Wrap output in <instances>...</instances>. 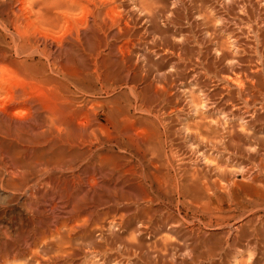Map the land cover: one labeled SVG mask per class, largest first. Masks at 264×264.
Segmentation results:
<instances>
[{"label":"rangeland","instance_id":"rangeland-1","mask_svg":"<svg viewBox=\"0 0 264 264\" xmlns=\"http://www.w3.org/2000/svg\"><path fill=\"white\" fill-rule=\"evenodd\" d=\"M144 1L145 0H140V1L139 0H133V1L132 0H0V246H2L3 243L7 242L10 237L15 235L16 232L15 229L18 226L30 224L32 220H34L33 222H35L41 219L46 222L44 225L45 227L43 226V229H41L40 232H38L39 235L38 237H36V241H34V243H36L39 240L40 242L39 241L38 242L41 246L37 244L38 242L36 243L37 244L36 246L37 247L39 246V248L44 247L47 244L46 242H48L46 241V239L50 241L52 239L50 236H53V234H55L56 232L57 225L55 224H57V222L59 224V221H63V219L66 220L65 218H67L63 205H61V203H59L58 200L52 199L51 197V195H53L52 193H54L55 191L54 188L57 187L56 184L62 186L63 182H66L67 180H68L67 182H71L72 179H74L75 177L78 178L80 177V181L83 184L81 190L84 188L83 192L87 194V204L85 205L86 212L81 214L80 218L78 219V223L76 225L74 224L75 226L78 227L79 225L84 227V228H82L81 226L79 227V229H81L80 234L82 235V238L80 239L81 243L80 242L78 243L81 244L80 246L81 249L79 247L77 250L78 252L77 251L74 252L75 255L73 259L74 264H89V263L97 264V261L96 263L94 261L96 260L94 255H88L84 253L86 249L88 250L90 247H97L95 251L100 250L101 252H104L106 250V253L110 255V260L112 261L111 264H114L115 262H120L123 264H126V262H129V264L131 263L132 264L133 263L134 264H142V263L143 264H180V263L202 264L203 263L201 260H196L195 262H193L190 258L188 259L187 255L181 253V251L185 248L183 247L184 241L180 238L183 235H185L186 236L185 238L187 240L189 239V237L186 235L187 233H189L188 229L180 230L179 232L180 234L179 236L177 234V237L171 233H170L171 235L169 233L166 234L163 233L158 235V236L163 235L165 238L167 237V239L170 240L166 247L167 250L162 245L161 247H159L160 250L158 249V246L160 245L157 243L155 244V242H157L158 236L148 239L146 235L144 234L142 235L141 233L142 224L147 219H150L153 227L155 226L158 227L161 225H166V226L173 225L172 224L173 221L171 218L174 217H175L174 219H178L179 217H185V221L187 220L186 223L197 222V220H199L201 217L206 218L203 213L202 214L197 213L196 215L182 211L183 215H181L182 213H180L179 215L176 214L178 213L176 211L173 210L167 211L166 207L163 206V204H161L160 200H156L154 198V195L156 197V194L152 188L155 189L154 187L156 185L155 183L158 182L157 167L160 163L159 161H161L160 159L161 148L160 145H158L159 134L157 136V133L161 131L162 124L160 123H163L164 120L170 121L168 128L171 129L172 132L175 129L177 130L178 128H180V123L182 124V122L184 124L185 123L189 124L187 123L189 121L192 124L194 121H196L197 115L192 114L193 110L191 109L192 107L190 102L192 101V97L190 98L187 97L190 96L191 91H193L191 92V96L192 93L194 95L196 94L195 99L193 98L194 101H196L198 96L199 98L197 100H201L204 97L203 95H208L210 99L209 101H211L212 103L213 102L217 103L219 102L220 99H223L226 95L234 91V87H232V85L238 86L240 83L243 82L241 81L243 80V78L240 75V73L243 70L246 71L247 73L249 71L255 70L257 72V75L260 77V79L264 81V71L262 70V73H260L258 70H260L261 68L254 67L256 66L257 63L256 62L257 54H254L253 52L255 51L256 48H258V46L255 47L256 42L254 40V35L248 32V30H247L248 33H245L247 29V25L245 26V24L247 23L246 22L247 18H249V20L250 19L253 20L257 17H263V12L259 11L255 7H253L254 9L252 8L250 12V7L247 6L245 9L246 10L248 9L249 11H246L244 9L247 13L245 11L243 12H245L246 14L249 13V15L252 14L253 15V16L251 15L252 18H250L251 16L247 17L249 15L243 14L242 12L243 7L239 8L236 6L233 8L234 9L233 12H227L225 8L220 9L223 4L222 0H218V1L198 0L200 2H198L197 7L198 6L199 7L192 10L188 8V4H189L188 0H183V4L182 1L180 2V0H146L145 2ZM131 2H135V4ZM143 2L146 4L144 5ZM202 2L203 4H201ZM141 3H143L142 5L144 7V11H142V13H140L141 11L134 9L135 5H136L135 8H139V5H141ZM220 3L221 6L219 5ZM200 4L203 7L200 6ZM246 5L250 6V4L248 3H246ZM149 6L150 8L152 7L151 9L154 12L149 8ZM130 9H131L130 11L131 16L134 17L135 31L133 30L134 33L130 35L131 39L130 38L127 39L121 36L120 34L118 35V32L116 31L115 27H113V23H112L113 21L111 22L110 20L109 22L108 19L109 18L111 19V17H113L115 13H118L115 15L117 17L118 15H123L121 14L123 13V11L129 12ZM255 10L256 12H254ZM146 11L147 13H145ZM252 12L255 14H253ZM96 13L102 14L100 16L102 21L107 20L106 21L107 23L104 22L101 23L100 21V23L103 24L102 27L99 21H94L92 18L93 15H95ZM199 13L200 16L202 15L204 16L208 14L210 15L206 16L207 18L205 16L198 17L199 15L197 14ZM146 15L156 16L154 17L155 18L154 23L153 22L147 23ZM194 15L196 17H194ZM61 16L62 18L64 17L65 18L62 19ZM217 16L220 17L219 19H221L222 21L219 20ZM211 17H213V19ZM59 18H61L63 21L61 19L60 21H56V19L58 20ZM66 18H68V20H66ZM103 18H106V20L105 19L103 20ZM203 18H206L208 21L203 20ZM210 18L213 21L215 20L216 22L214 21L211 24L212 20ZM216 19H218V21ZM143 21L146 22V24ZM217 22L218 24H216L217 25L216 26L215 23ZM225 22H227V24ZM109 23L112 25H110ZM54 24L59 25L60 27L55 30V28L53 27ZM106 24L108 25V27L110 26L112 27H110L109 29L107 28V26H105ZM206 25H208L209 27ZM221 25L222 27H220ZM213 26L214 28H212ZM100 27L101 29L103 28V30H100L99 29ZM141 27H143L144 29ZM207 29L210 30L208 31ZM213 29L216 30L214 31ZM75 30L78 31L79 33L78 32L75 33L74 32ZM237 31L238 32L241 31L239 32L240 34H238ZM229 32L230 34L233 32L232 35H230ZM237 35L240 36L238 37ZM178 36L180 38H178ZM234 36H236V38L240 40L238 39L236 40ZM182 37H184L185 40ZM138 38H140L139 40L141 42L139 40H138L139 42H137ZM215 40L217 43L214 42ZM238 42L239 44H236ZM179 44H184V45H179ZM221 45H224V47H221ZM238 45L240 46L238 47ZM235 49H238L239 51L237 52V50ZM240 49L246 51L243 53ZM32 50L33 51L35 50V52H33ZM216 50L229 52L228 53L229 56L227 55V57L224 58V60L218 59V53L216 52ZM235 52H237V54L239 55H236ZM229 58L231 59L230 60L231 62L234 61L235 62L232 64L229 61ZM182 60H184L185 62ZM228 61L230 64H228ZM239 64H241L242 66H240ZM191 65L192 67H190ZM201 67L202 69H200ZM168 68L172 70L170 71L168 70ZM190 68L191 69L197 68V69L195 71L194 69L190 70ZM205 69L206 71H204ZM173 70L174 72L175 71L176 72L175 73L172 72ZM193 74H196L194 75L195 77L193 76ZM238 74L240 76H238ZM177 77L180 79H178ZM141 78H144L147 81L145 83H142V81H140ZM149 79L151 80V82ZM191 79H193V81ZM226 81H228L230 84H226ZM184 83L186 85H184ZM155 84L158 87L155 86ZM195 84L196 86L194 87ZM178 85H180L179 86L180 88L185 86L183 87L185 89L187 86V89L185 91L189 90L190 92L187 91L189 92V95L184 91L183 88L180 89ZM129 86L131 87L134 86L136 93L140 92L141 100L144 101L142 103H145L143 104L144 109L147 110L146 112L148 113H146L143 109H142L143 111L141 110L143 113L142 112L139 113L137 112L139 109L134 108L133 97L130 96L131 93H129L130 92ZM230 87H232L231 88L232 90L229 89ZM159 88L160 90L165 88L164 89L165 91L162 90L163 93H161L162 91L159 92L160 91ZM136 89L139 91H137ZM174 89H176V91ZM196 89L201 95H198L199 93L195 91ZM166 90L168 92L171 91V95ZM181 91H184V93L186 94H184ZM213 91L215 92V94ZM263 92H261L262 95L260 96H259L260 92L259 91L256 92V95L259 97V102L264 100ZM124 94H126V96ZM179 94H181V96ZM164 95L166 97L171 98L170 100L171 104L165 107V111H163L162 108L160 111V104H161L160 101L162 100V98H165ZM236 96L237 94L233 95L235 99V104L242 105V101H243L242 97L239 96L236 97ZM132 107L133 109H131ZM170 107H172L173 109H171ZM149 109L150 111H148ZM173 110L176 111L174 112ZM172 111L174 112V114ZM262 111L263 110L259 111L258 114L259 116L264 117V111L263 113ZM158 112L161 113V116ZM164 112L166 113L163 114ZM144 113H146L147 115ZM152 114L154 115V118L153 116L151 117ZM235 114L239 115L237 113ZM165 117H167V119ZM159 120L161 121L163 120V121L159 122ZM262 124H264L263 121L255 124L256 126L254 127V129L256 132H258V134H256L257 139H264V135H263L264 133H262L264 132L263 130L264 126L262 127ZM157 129L159 130L157 131ZM260 129H262L263 131H260ZM151 130L157 133L154 134V132H151ZM80 133L90 134V143L91 140H94L95 138H97L100 141V143L97 144L92 142L90 145L89 143H84L85 144L84 146V144L80 143L79 141ZM147 133L148 134L150 133V135H148ZM91 134H93L95 137L93 135L91 137ZM98 135L101 138L98 137ZM152 138L154 139L153 141ZM110 139L111 141H109ZM148 139L150 142H148ZM29 140H32L33 143H27V141ZM183 142H184L183 139H178L175 143L178 144L182 152H186L188 150V145H186L187 143L185 142L183 144ZM254 142L256 143L257 141H255V139L254 140L252 139V144ZM147 144L148 147L146 146ZM151 146L152 148H150ZM94 147H96V149ZM153 147H155L154 148L155 150H152ZM86 152L89 153L87 154ZM156 153L158 154L157 157H156L157 155ZM85 154L88 158L85 156ZM144 154L150 155L148 156L150 157L149 161L152 160L151 163L149 162L148 164V159H147L148 156ZM140 157H142L143 159L145 157L146 158L143 160ZM155 157L157 160L155 159ZM154 161L158 163H155ZM223 161L224 160L222 159L221 162ZM239 161L240 162L238 163H240V166L242 168L245 167L244 169L250 168L252 166V162L248 161L247 159H241ZM26 162H28L29 164L27 165ZM91 163L93 165H95L96 163L95 167L93 166L92 168ZM150 164H152L151 167L148 166ZM246 164L247 166H245ZM29 165H32V167ZM69 165L72 166L74 170L68 169V167H70ZM86 165L90 167L89 169L92 168L91 170L93 171L89 170ZM26 166L28 167L26 168ZM80 166H82V168ZM152 166L156 167L154 171L152 170V168H154ZM82 169L83 172L85 173H81ZM75 170L77 172H75ZM141 175H143L144 178ZM35 176L36 177L38 176V178H36ZM153 176L154 177L156 176V178H154ZM233 176H232L233 179L236 181L240 179L239 175H233ZM86 178L88 179V181ZM90 178L96 179L97 182H95L96 180L94 181V179L91 180ZM152 180L155 181L152 182ZM30 181L31 183H29ZM83 181L85 183H83ZM91 182H93V185L90 186ZM87 183H88V187L85 186L87 185ZM52 186L53 187L56 186V187L53 188ZM238 192L239 191H237V193ZM148 193L152 195L150 196ZM147 196H148V200L149 197H151L150 198L152 199L151 202H154L155 204L148 201L146 199ZM238 196H239L238 194L237 195L234 194V197H238ZM49 199H51L52 201H50ZM55 201H57L58 204ZM55 203L57 205H55ZM89 203L90 204L93 203V204H91L90 206ZM59 205L61 206L59 207ZM30 206L32 207L30 208ZM33 206L35 208H33ZM87 206L89 207V209ZM29 208H30V212L28 211ZM36 208L37 210L35 211ZM54 208H56V210H54ZM52 209L54 210L55 214H53ZM88 212H91L93 216L91 215L92 217L89 218ZM47 213L48 214L50 213L49 214L50 216ZM93 213H95V215ZM166 213L167 214L169 213L168 216H166L167 215ZM184 214L189 216L187 217ZM32 215L34 217H32ZM82 215L83 217H81ZM63 216L65 217L63 218ZM84 216L86 217V221H84L85 220ZM103 216L104 219L102 218ZM189 217L192 218L190 219ZM51 219L53 220V222L49 221ZM164 219H166V221ZM69 221L70 220L66 221L67 222L66 224H68L67 229L69 230L71 226L74 229L75 226L72 225L73 223L71 222L72 223L71 224ZM204 221L206 222L207 219H204L201 223L205 224ZM108 222L115 223V226L112 227V230L111 229L109 230V234H107L108 233L107 224H109ZM48 223L52 228L49 227ZM94 223L96 226L94 225ZM201 223L198 228L200 239L211 241L214 239V238L212 239V237H217V236L223 237L224 235L232 231L234 228L233 226H235L236 219L235 221L230 220L229 222H225L222 225H215L214 223H211L212 225L214 224L213 226L211 225V227L208 226V221H207L205 225V227L207 226V228H205L204 225H202ZM136 225H138L139 227L138 226L136 227ZM90 226L92 227L90 228ZM218 227L220 229H218ZM98 228L99 230H97ZM76 230L74 229V232ZM129 230L133 233V235ZM41 231H44L45 236L47 234V238L42 234L43 232ZM46 231L53 233L51 235L50 233L49 234L46 233ZM183 231L184 234H182ZM201 231L202 234H200ZM220 231L222 233L224 232L223 236ZM261 231L262 232L264 231V226L262 227ZM261 231L258 234L259 236H257L258 241L257 239L256 240L253 239V241L258 243V246L256 248L259 250L262 249L263 251L264 243L262 241H264V238H263V233ZM129 233L131 234L129 235L130 237L128 236ZM101 235L103 237H101ZM168 235H170L171 237ZM53 237H55V235ZM131 237L133 240L131 239ZM96 238H98V240ZM128 239L132 241H129ZM151 239L152 241H150ZM133 241H137L138 243ZM151 242L154 243V247H153V243ZM188 242L189 240L186 241L185 243ZM144 243H147L148 246L151 243L152 246L151 244L150 246L152 247L153 250L150 247L148 248L147 244L145 245ZM31 246L30 248L26 245H21L19 247L20 252L24 254L27 253L25 255L26 258L33 257V259L35 260H37L38 258L42 260L51 256L54 252L53 249L44 247L46 250L44 253H42L41 256V252L39 251V248L37 249V247H31ZM168 246L170 249L168 248ZM33 249L36 250L34 251ZM149 249H151L152 251ZM161 250L164 252L161 253ZM165 251L167 252L165 253ZM30 252H31V256L29 257L28 255H30ZM229 253L225 255L224 252L220 250L217 252L216 256H213L209 260H206L205 261L206 263L204 262V264H220V263L232 264V262L233 264H236L234 262V259H232L233 258V256L231 255L232 252ZM37 254L41 257L39 256L37 257ZM152 255H154L155 257ZM91 256L93 259L90 258ZM170 256L171 257L173 256L172 258L175 259L172 258L170 259ZM87 258L91 259V261ZM230 258L232 261L230 260ZM235 259H239V258H235ZM22 260L23 259H19V260L11 259V262H8L7 264H21V263L24 264V260L23 261ZM87 260L89 261V263ZM75 261H77V263ZM249 262L251 264H264V260H262V257L260 258V256L255 258L253 257L250 261H247L248 264H250ZM239 263L241 262H238V264ZM0 264H2L1 258H0Z\"/></svg>","mask_w":264,"mask_h":264},{"label":"bare ground","instance_id":"bare-ground-1","mask_svg":"<svg viewBox=\"0 0 264 264\" xmlns=\"http://www.w3.org/2000/svg\"><path fill=\"white\" fill-rule=\"evenodd\" d=\"M133 1V0H132ZM140 1V0H139ZM146 1V0H145ZM144 1V2H145ZM182 1V4H183V0H180V2ZM218 1V0H217ZM223 1V4H222V7L220 9H224L227 10V12H233L234 11V7H243V11H245L246 9V6L247 7H250V12H251V9L253 7L257 8L259 11H262L263 12V17H257L255 18V15H254V18L255 19H250L247 18V17H250L251 15L246 14L247 12L246 11H249L248 9L243 12V14H246V15H249L247 16V20H246V24L245 26L247 25V29H246V32L245 33H248L250 32L252 35H254V40L256 42V46H258V48L255 49V51L253 52L254 54H257L256 57H257V63H256V66H254L255 68L258 67V68H261L260 70H258L260 73H262V70L264 71V38H263V35H264V0H222ZM64 2V1H62ZM74 2V1H73ZM137 2V1H136ZM143 2V3H144ZM189 4H188V8H190V10L192 9H196L198 8L197 5H198V0H188ZM212 2V1H211ZM120 3V2H119ZM131 3H134L135 2H131ZM143 3H141V5H139V8H135L134 6V9L135 10H138V11H141L140 13H142V11H144V7H143ZM150 3V2H149ZM246 3L250 4V6L246 5ZM64 4V3H63ZM76 4V3H75ZM74 4V5H75ZM115 4V3H114ZM138 4V3H136ZM140 4V3H139ZM146 3H144L145 5ZM172 4V2H171ZM203 4V2L201 3ZM200 4V6H202ZM216 4V3H215ZM34 5V4H33ZM112 5V4H111ZM133 5V4H131ZM149 5V4H148ZM213 5V4H212ZM221 6V3L219 4ZM115 6V5H114ZM117 6V4H116ZM115 6V7H116ZM130 6V5H129ZM151 6V5H150ZM149 6V8H150ZM153 6V5H152ZM176 6V5H175ZM183 6V5H182ZM115 7H114V10H115ZM161 7V6H160ZM167 7V6H165ZM203 7V6H202ZM206 7V6H205ZM111 8V6H110ZM152 8V7H151ZM150 8V9H151ZM156 8V7H155ZM219 8V7H218ZM118 9V8H116ZM121 9V8H120ZM166 9V8H164ZM186 9V7H185ZM242 9V8H241ZM245 9V10H244ZM254 9V8H253ZM111 10V9H109ZM113 10V11H114ZM148 10V9H147ZM152 10V9H151ZM157 10V9H156ZM205 10V9H203ZM217 10V9H216ZM240 10V9H239ZM108 11V10H107ZM106 11V12H107ZM121 11V10H120ZM131 11V9L129 10V12ZM134 11V10H133ZM153 11V10H152ZM212 11V10H211ZM210 11V12H211ZM215 11V10H214ZM213 11V12H214ZM222 11V10H221ZM253 11V10H252ZM81 12V11H80ZM123 11V15H118L117 17L115 16L116 14L118 13H115V15L113 17H111V19L109 18L108 16V20L110 22L113 23V27H115L116 31L118 32V35L120 34L121 36L125 37V38H130V35L134 33L135 31V23H134V17L131 16V12L129 13L128 11ZM154 12V11H153ZM167 12V10H166ZM179 12H180V9H179ZM178 12V13H179ZM204 12V11H203ZM209 12V11H208ZM219 12V11H218ZM241 12V13H242ZM256 12V10L254 11ZM111 13V11H110ZM120 13V12H119ZM133 13V12H132ZM138 13V12H136ZM147 13V11L145 12ZM152 13V12H151ZM150 13V14H151ZM170 13V12H169ZM191 13V11H190ZM201 13V12H200ZM200 13L197 14L199 15L198 17H202L200 16ZM240 13V14H241ZM253 13V12H252ZM261 13V12H260ZM94 14V13H93ZM100 13H96L95 15H93V20L94 21H101V23H107L106 21V18H103V20L105 19L106 21H102V19L100 18V16L102 14ZM154 14V13H153ZM184 14V13H183ZM194 14V13H193ZM214 14H217V13H214ZM255 14V13H253ZM65 15V14H64ZM106 15V14H105ZM104 15V16H105ZM160 15V14H159ZM210 15V14H208ZM208 15H204L205 17L208 16ZM212 15V14H211ZM226 15V14H225ZM260 15V14H259ZM63 16V15H62ZM61 16V18H62ZM112 16V15H111ZM138 16V15H137ZM147 16V15H146ZM168 16V15H167ZM170 16V15H169ZM203 16V17H204ZM219 16V15H218ZM217 16V17H218ZM223 16V15H222ZM245 16V15H244ZM253 16V15H252ZM252 16L250 18H252ZM258 16V15H257ZM107 17V16H106ZM144 17V16H143ZM154 17L156 16H153V15H148L147 16V23H154ZM184 17V16H183ZM194 17H196L194 15ZM221 17V15H220ZM218 17V19L220 18ZM241 17V16H240ZM59 18L58 20L56 19V21H60ZM65 18V17H64ZM62 18V19H64ZM113 18V19H112ZM159 18V17H158ZM207 18V17H206ZM206 18H203V20H207ZM213 19V17H211ZM210 18V19H211ZM61 19V20H62ZM72 19V18H70ZM167 19V18H166ZM192 19V18H191ZM202 19V18H201ZM211 19V20H212ZM218 19H216L218 21ZM66 20H68V18H66ZM74 20V19H73ZM146 20V19H145ZM168 20V19H167ZM221 20V19H219ZM243 20V19H242ZM63 21V20H62ZM160 21V20H159ZM181 21V20H180ZM208 21V20H207ZM210 21V20H209ZM215 21V20H214ZM213 20L211 21V24L212 22H214ZM222 21V20H221ZM241 21V20H240ZM66 22V21H64ZM144 22V21H143ZM186 22V21H185ZM184 22V23H185ZM192 22V21H191ZM198 22V21H197ZM204 22V21H203ZM216 22V21H215ZM244 22V21H243ZM62 23V22H61ZM98 23V22H96ZM95 23V24H96ZM100 23V24H101ZM146 24V22H144ZM201 23V22H200ZM210 23V22H209ZM227 24V22H225ZM235 23V22H234ZM239 23V22H238ZM242 23V22H241ZM99 24V25H100ZM110 24V23H109ZM204 24V23H203ZM208 24V23H207ZM214 24V23H213ZM218 24L215 23V25ZM224 24V23H223ZM233 24V23H232ZM103 24H101V27H102ZM112 25V24H110ZM109 25V26H110ZM209 25V24H208ZM206 25V26H208ZM220 25V24H219ZM105 26H107V28L110 29V27H108V25L106 24ZM167 26V25H166ZM185 26V25H184ZM205 26V25H204ZM210 26V25H209ZM208 26V27H209ZM212 26V25H211ZM217 26V25H216ZM215 26V27H216ZM53 27L56 29H58L60 26L59 25H53ZM65 27V26H64ZM101 27L99 28L100 30H103V28L101 29ZM138 27V26H137ZM175 27V26H174ZM182 27V26H181ZM197 27V26H196ZM222 27V25L220 26ZM226 27V26H225ZM235 27V26H234ZM239 27V26H238ZM105 28V29H107ZM143 28V27H141ZM173 28V27H172ZM207 28V27H206ZM214 28V26L212 27ZM104 29V30H105ZM114 29V28H113ZM144 29V28H143ZM200 29V28H199ZM224 29V27H223ZM72 30V29H71ZM77 30V28H76ZM74 31L75 33H77L79 31ZM86 30V29H85ZM134 30V31H133ZM202 30V28H201ZM208 31L210 29H207ZM214 30V29H213ZM216 30V29H215ZM214 30V31H215ZM226 30V28H225ZM248 30V32H247ZM115 31V32H116ZM144 31V30H143ZM160 31V30H159ZM167 31V30H166ZM171 31V30H170ZM190 31V30H189ZM212 31V30H211ZM210 31V32H211ZM219 31V30H218ZM224 31V30H223ZM242 31V30H241ZM239 31V32H241ZM87 32V31H86ZM94 32V31H93ZM105 32V31H104ZM107 32V30H106ZM142 32V30H141ZM140 32V33H141ZM146 32V31H145ZM152 32V31H151ZM175 32V31H174ZM213 32V31H212ZM211 32V33H212ZM231 32V31H230ZM229 32V34H230ZM235 32V31H233ZM232 32V33H233ZM238 32V31H237ZM238 32V34H240ZM6 33V32H5ZM79 33V32H78ZM172 33V32H171ZM178 33V32H177ZM176 33V35H177ZM201 33V32H200ZM203 33V32H202ZM214 33V32H213ZM232 33L230 35H232ZM139 34V33H138ZM193 34V33H192ZM218 34V32H217ZM226 34V33H224ZM143 35V34H142ZM188 35V34H187ZM186 35V36H187ZM201 35V34H200ZM207 35V33H206ZM210 35V34H209ZM213 35V34H212ZM215 35H216V32H215ZM180 36V35H179ZM178 36V38H180ZM182 36V35H181ZM226 36V35H225ZM238 36V35H237ZM240 36V35H239ZM238 36V37H239ZM242 36H243V33H242ZM251 36V35H250ZM177 37V36H176ZM185 37V36H184ZM182 37L184 40L185 38ZM220 37V36H219ZM236 38V36H234ZM193 38V37H192ZM126 39V40H127ZM131 39V38H130ZM140 38L137 39V42H139ZM172 39V38H171ZM200 39V38H199ZM211 39V38H210ZM238 38H236L237 40ZM244 39V38H243ZM124 40V38H123ZM134 40V39H133ZM139 40V41H138ZM208 40V39H207ZM240 40V39H238ZM253 40V39H252ZM129 41V40H128ZM144 41V40H143ZM146 41V40H145ZM148 41V40H147ZM152 41V40H151ZM174 41V39H173ZM193 41V40H192ZM203 41V40H202ZM209 41V40H208ZM213 41V40H212ZM233 41V40H232ZM127 42V41H126ZM136 42V41H135ZM141 42V41H140ZM184 42V41H183ZM215 43L216 40L214 41ZM227 42V41H226ZM237 42V41H236ZM240 42V41H239ZM236 43V44H239ZM128 43V42H127ZM145 43V42H144ZM153 43V42H152ZM173 43V42H172ZM202 43V42H201ZM210 43V42H209ZM232 43V42H231ZM133 44V43H131ZM130 44V45H131ZM139 44V43H138ZM154 44V43H153ZM258 44V45H257ZM16 45V44H15ZM161 45V44H160ZM179 45H184V44H179ZM219 45V44H218ZM129 46V45H128ZM135 46V45H134ZM240 45H238L239 47ZM246 46V44H245ZM130 47V46H129ZM141 47V45H140ZM179 47V46H178ZM221 47H224V45H221ZM235 47V46H234ZM15 48V47H14ZM177 48V47H176ZM182 48V47H180ZM190 48V47H189ZM16 49V48H15ZM165 49V48H164ZM248 49V48H247ZM31 50V49H30ZM182 50V49H181ZM190 50V49H189ZM197 50V49H196ZM229 50V49H228ZM233 50V49H232ZM237 50V52L239 51L238 49H235ZM241 50V49H240ZM33 51V50H32ZM154 51V50H153ZM168 51V50H167ZM172 51V50H171ZM243 53L246 51V50H241ZM240 51V52H241ZM35 52V50L33 51ZM181 52V51H180ZM179 52V53H180ZM216 52L218 53V59H223L227 57V55L229 56V52H225V51H222V50H216ZM236 55H239L237 54ZM252 52V51H251ZM130 53V52H129ZM162 53V52H161ZM164 53V52H163ZM173 53V52H172ZM206 53V52H205ZM131 54V53H130ZM152 54V53H151ZM183 54V52H182ZM191 54V53H190ZM198 54V53H197ZM148 55V54H147ZM158 55V54H156ZM160 55V54H159ZM174 55V54H172ZM171 55V56H172ZM177 55V54H176ZM241 55V54H240ZM150 56V55H149ZM161 56V55H160ZM170 56V55H169ZM179 56V55H178ZM199 56V55H197ZM230 56H231V53H230ZM233 56V55H232ZM242 56V55H241ZM255 56V55H254ZM138 57V56H137ZM141 57V56H140ZM144 57V56H143ZM195 57V56H194ZM205 57V56H204ZM217 57V55H216ZM146 58V57H145ZM148 58V56H147ZM180 58V57H179ZM184 58V57H183ZM188 58V57H187ZM190 58V56H189ZM213 58V57H212ZM232 58V57H231ZM237 58V57H236ZM249 58V57H248ZM136 59V58H135ZM175 59V58H174ZM177 59V58H176ZM228 59V58H227ZM178 60V59H177ZM176 60V61H177ZM231 59L229 58V61ZM234 60V59H233ZM254 60V58H253ZM179 61V60H178ZM184 61V60H182ZM202 61V60H201ZM212 61V60H211ZM216 61V60H215ZM226 61V60H225ZM228 61V64H230ZM181 62V60H180ZM185 62V61H184ZM190 62V61H189ZM205 62V61H204ZM231 62V61H230ZM235 62V61H234ZM234 62H231L232 64ZM250 62V61H249ZM254 62V61H252ZM123 63V61H122ZM173 63H176V62H173ZM199 63V62H198ZM203 63V62H202ZM170 64V63H169ZM168 64V65H169ZM185 64V63H184ZM187 64V63H186ZM190 64V63H189ZM204 64V63H203ZM224 64V63H223ZM226 64V63H225ZM200 65V64H199ZM235 65V64H234ZM238 65V63H237ZM236 65V66H237ZM240 66H242L241 64H239ZM244 65V64H243ZM250 65V64H248ZM176 66V65H175ZM182 66V65H181ZM195 66V65H194ZM193 66V67H194ZM227 66V65H226ZM252 66V65H250ZM126 67V66H125ZM192 67V65L190 66ZM223 67V66H222ZM238 67V66H237ZM204 68V67H203ZM229 68V67H228ZM227 68V70H228ZM245 68V67H244ZM132 69V68H131ZM194 69V68H192ZM190 68V70H192ZM197 68H195L194 70L196 71ZM199 69V68H198ZM202 69V67L200 68ZM214 69V68H213ZM223 69V68H222ZM232 69V68H231ZM249 69V68H248ZM168 70H170L168 68ZM172 70V69H171ZM170 70V71H171ZM182 70V69H181ZM184 70V68H183ZM189 70V69H188ZM253 70V69H252ZM129 71V70H128ZM165 71V70H163ZM194 71V72H195ZM199 71V70H198ZM206 71V69L204 70ZM221 71V70H220ZM226 71V70H225ZM249 71V70H248ZM174 72V70L172 71ZM176 72V71H175ZM174 72V73H175ZM187 72V71H186ZM190 72V71H189ZM228 72V71H227ZM233 72V70H232ZM206 73V72H204ZM240 73V72H238ZM186 74V73H185ZM192 74V72H191ZM201 74V73H200ZM229 74V73H228ZM233 74V73H232ZM141 75V74H140ZM164 75V74H163ZM196 75V74H193V76ZM237 75V74H236ZM240 75L242 76L243 81L242 83H240L238 86H233L234 87V91L232 93H229L228 95H226L223 99H220L219 102L215 103V102H211L209 101V97L208 95H203V99L201 100H197L199 98L196 99V101H194L195 99V96L196 94L194 95L192 93V96H191V92L193 91H189L190 92V96H187V97H192V101L190 99V103H191V109L193 110V113L194 115H197L196 116V121H194L192 124L188 121L187 123L189 124H184L182 122V124L180 123V128H178L177 130L175 129L173 132L171 131V129L168 128V125L170 123V121L168 120H162L163 123H160L162 124V127H161V131L159 133L157 132H154L151 130V132H154L157 133V136L159 134V139H158V142L160 145V150H161V161H159V165H158V172H157V176H158V182L155 183L156 185L154 186V183H153V186L155 187L152 188L156 194V197L154 195V198L156 200H160L161 204H163V206L166 207L167 211L168 210H173V211H176L178 213L176 214H179L182 213V211H185L186 213H192V214H196L197 213H203L204 216L206 218L204 219H207L208 221V226L211 227V223H214L215 225H222L224 224L225 222H229L230 220H234L236 219V223H235V226H233V230L230 231L229 233H227L226 230L225 232L227 233L226 235L223 236V233L221 232L222 236L223 237H212L213 240H203V239H200V236H199V225L200 223L204 220L202 217L197 220V222H189V223H186L185 221V217H177L178 219H174V218H171L172 221H173V225H170V226H166V225H161V226H158V227H153V225L151 224L152 222L150 221V219H147L143 224H142V235H146V237L148 239L152 238V237H157L158 235L160 234H163V233H171L173 235H175L177 237V234L179 236V232L180 230L182 229H188L189 233H187L186 235L189 237V242L188 243H185L186 241H188L185 237V235H183L180 239H182L184 241L183 243V247L185 249H183L181 251V253H184L185 255H187L188 259L190 258L193 262H195L196 260H201L204 264V262L206 260H209L211 257L213 256H216L217 252L218 251H223L225 255H227V253L229 252H232L231 255L233 256L232 259H234V262L236 264H238V262H241L239 264H248L247 261H250L253 257H258L260 256V258L262 257V260H264V249L262 251V249H257L256 247L258 246V243L257 242H254L253 239H257L258 241V238L257 236H259L258 234L260 233L262 227L264 226V139H257V135L258 132L255 131L254 127L256 126L255 124L258 123V122H261L263 121L264 122V117L263 116H259L258 112L263 110L264 111V100H262L261 102H259V97L256 95V92L259 91V96L262 95L261 92L264 91V81L260 79V77L257 75V72L254 70V71H249L248 73L246 71H242L240 73ZM238 74V76H240ZM192 76V77H193ZM128 77V76H127ZM159 77V75H158ZM164 77V76H163ZM171 77V75H170ZM176 77V76H175ZM190 77V75H189ZM195 77V76H194ZM198 77V76H197ZM211 77V76H210ZM220 77V76H219ZM218 77V78H219ZM222 77V76H221ZM229 77V76H228ZM147 78V77H146ZM162 78V77H161ZM178 78V77H177ZM206 78V77H205ZM231 78V77H230ZM262 78V77H261ZM151 79V78H150ZM149 79V80H150ZM180 79V78H178ZM222 79V78H221ZM233 79V78H232ZM245 79V80H244ZM156 80V79H155ZM176 80V79H175ZM193 81V79H191ZM207 80V79H206ZM205 80V81H206ZM220 80V79H219ZM218 80V82H219ZM223 80V79H222ZM221 80V81H222ZM142 83H145L147 80H145L144 78H141ZM153 81V80H152ZM174 81V80H173ZM136 82V81H135ZM134 82V83H135ZM151 82V80H150ZM163 82V81H162ZM165 82V81H164ZM184 82V80H183ZM182 82V83H183ZM188 82V81H187ZM186 82V83H187ZM195 82V81H194ZM215 82V81H214ZM139 83V82H138ZM171 83V82H170ZM178 83V82H177ZM181 83V82H179ZM217 83V82H216ZM224 83V82H223ZM150 84V83H149ZM175 84V83H174ZM226 84H230L228 81H226ZM141 85V84H140ZM154 85V83H153ZM167 85V84H166ZM170 85V84H169ZM184 85H186L184 83ZM128 86V85H127ZM144 86V85H143ZM142 86V87H143ZM155 86H157L155 84ZM176 86V85H175ZM180 85H178L179 87ZM196 86V84L194 85V87ZM199 86V85H198ZM137 87V86H136ZM139 87V86H138ZM141 87V88H142ZM158 87V86H157ZM177 87V86H176ZM182 87V86H181ZM185 87V86H183ZM182 87V88H183ZM191 87V86H190ZM189 87V88H190ZM193 87V88H194ZM200 87V86H199ZM230 87L229 89L232 90ZM130 88V92L131 95L133 97V106L134 108H137L139 109L137 112L141 113L143 110L146 112L147 110L144 109V106L143 104L145 103H142L144 101L141 100V94L140 92L139 93H136L135 92V87L134 86H129ZM162 88V87H161ZM169 88V86H168ZM180 88V87H179ZM178 88V89H179ZM180 88V89H182ZM188 88V89H189ZM157 89V88H155ZM165 89V88H164ZM162 89V90H164ZM177 89V88H176ZM176 89H174L176 91ZM184 91L187 89V86H186V89L183 88ZM192 89V88H191ZM190 89V90H191ZM216 89V88H215ZM214 89V90H215ZM221 89V88H220ZM228 89V90H229ZM137 90V89H136ZM160 90V88H159ZM162 90H160L159 92H161ZM173 90V91H174ZM194 90V89H193ZM226 90V91H228ZM139 91V90H137ZM156 91V90H155ZM165 91V90H164ZM167 91V90H166ZM184 91H181L184 93ZM185 91L188 95H189V92ZM197 91V89L195 90ZM194 91V92H195ZM200 91V90H199ZM154 92V90H153ZM168 92V91H167ZM178 92V90H177ZM198 92V91H197ZM214 92V91H213ZM212 92V94H213ZM128 93V94H129ZM163 93V91L161 92ZM170 93L171 95V91L168 92ZM173 93V92H172ZM184 93V94H186ZM199 93V92H198ZM202 93V92H201ZM211 93V91H210ZM209 93V94H210ZM228 93V92H227ZM264 93V92H263ZM155 94V93H154ZM174 94V93H173ZM172 94V95H173ZM215 94V92H214ZM237 94V96L239 97H242V105H239V104H235V99L233 97V95ZM258 94V93H257ZM126 96V94H124ZM146 95V94H145ZM153 95V94H152ZM156 95V94H155ZM162 95V94H161ZM181 96V94H179ZM194 95V96H193ZM198 95H201L200 93ZM129 96V97H130ZM168 96V95H167ZM186 96V95H185ZM222 96V95H221ZM236 96V97H237ZM153 97V96H152ZM156 97V96H155ZM163 97V96H162ZM165 98H162V100L160 101L161 104H160V111H161V108L163 111H165V107H167L168 105H170V100L171 98L169 97H166L164 95ZM184 97V95H183ZM186 97V98H187ZM201 97V96H200ZM131 98V97H130ZM174 98V97H173ZM178 98V97H177ZM176 98V99H177ZM185 98V99H186ZM194 98V99H193ZM237 99V98H236ZM241 99V98H240ZM130 100V99H129ZM187 100V99H186ZM218 100V99H217ZM132 101V100H131ZM159 101V100H158ZM177 101V100H176ZM184 101V100H183ZM189 102V100H188ZM259 102V103H258ZM132 103V102H131ZM159 103V102H157ZM186 103V101H185ZM238 103V102H237ZM240 103V102H239ZM189 104V103H188ZM109 105V104H108ZM159 105V104H158ZM184 105V103H183ZM190 105V104H189ZM131 106V105H130ZM154 106V105H153ZM157 106V105H156ZM187 106V105H186ZM149 107V106H147ZM146 107V109H147ZM173 107V106H172ZM172 107H170L171 109H173ZM182 107V106H181ZM188 107V106H187ZM151 108V107H150ZM153 108V107H152ZM156 108V107H155ZM93 109V107H92ZM133 109V107L131 108ZM143 109V110H142ZM158 109V108H157ZM183 109V108H182ZM142 110V111H141ZM159 110V109H158ZM179 110V108H178ZM181 110V109H180ZM150 111V109L148 110ZM154 111V109H153ZM152 111V112H153ZM156 111V110H155ZM170 111V110H169ZM174 111V110H173ZM172 111V112H173ZM176 111V110H175ZM174 111V112H175ZM191 111V110H190ZM262 111V113H263ZM93 112V111H92ZM135 112V111H134ZM167 112V111H166ZM166 112H164L163 114H165ZM173 112V114H174ZM183 112V111H182ZM181 112V113H182ZM143 113V112H142ZM148 113V112H146ZM144 113V114H146ZM156 113V112H155ZM154 113V115H155ZM159 113V112H158ZM235 113L239 114V115H236ZM261 113V114H262ZM160 116H161V113H159ZM157 114V115H159ZM172 114V113H171ZM147 115V114H146ZM150 115V114H149ZM154 115L152 114L151 117L153 116L154 118ZM188 115V114H186ZM191 115V114H190ZM168 116V115H167ZM179 116V115H178ZM184 116V115H183ZM156 117V115H155ZM158 117V116H157ZM182 117V116H181ZM180 117V118H181ZM188 117V116H187ZM193 117V116H192ZM167 119V117H165ZM170 118V116H169ZM185 118V117H184ZM157 119V118H156ZM160 119V118H158ZM182 119V118H181ZM186 119V118H185ZM194 119V118H193ZM177 120V119H176ZM192 120V119H191ZM195 120V119H194ZM161 120H159L160 122ZM161 121V122H162ZM185 121V120H184ZM177 122V121H176ZM152 123V122H151ZM157 123V122H156ZM175 123V122H174ZM159 124V123H158ZM260 124V123H259ZM96 126V125H95ZM151 126V125H150ZM155 126V124H154ZM264 126V124H262V127ZM179 127V126H178ZM175 128V127H174ZM173 128V129H174ZM93 129V128H91ZM90 129V130H91ZM156 129V128H155ZM87 130V128H86ZM150 130V129H149ZM159 129H157L158 131ZM264 130V129H263ZM262 129H260V131H263ZM82 131V129H81ZM148 131V130H147ZM87 132V131H86ZM90 132V131H89ZM260 133V132H259ZM264 133V132H262ZM148 134V133H147ZM152 134V133H151ZM153 134V135H154ZM93 134H91V137H92ZM150 135V133L148 134ZM264 135V134H263ZM94 136V135H93ZM95 137V136H94ZM98 137H100L98 135ZM101 138V137H100ZM99 138V139H100ZM154 138V136H153ZM152 138V141L154 140ZM156 138V137H155ZM147 139V138H146ZM178 139H183V141L185 143H187L186 145H188V150L186 152H182L181 148L178 146L177 143H175ZM252 139L255 141H257L254 145V143L252 144ZM145 140V139H143ZM26 141V140H25ZM79 141L80 143H89V145L93 142V143H97L99 144L100 141L95 138L94 140H91V143H90V134L88 133H80L79 135ZM105 141V140H104ZM107 141V140H106ZM111 141V139L109 140ZM108 141V142H109ZM142 141V140H141ZM147 141V140H145ZM133 142V141H132ZM148 142L149 139H148ZM156 142V141H155ZM183 142V144H184ZM27 143H33L32 140H29L27 141ZM110 143V142H109ZM141 143V142H140ZM179 143V142H178ZM150 144H153V143H150ZM88 145V144H87ZM145 145V144H144ZM143 145V146H144ZM155 145V144H154ZM85 146V144H84ZM83 146V147H84ZM94 146V144H93ZM99 146V145H98ZM148 147V144L146 145ZM150 146V145H149ZM157 146V145H156ZM155 146V147H156ZM89 147V146H88ZM139 147V146H138ZM153 147L152 150H155ZM96 149V147H94ZM152 148V146L150 147ZM185 149V148H184ZM88 150V149H87ZM94 150V149H93ZM151 150V149H150ZM157 150V149H156ZM90 152V151H89ZM88 152V153H89ZM141 152V151H140ZM143 152V151H142ZM158 152V151H156ZM87 153V152H86ZM87 153V154H88ZM91 153V152H90ZM145 153V152H144ZM138 154V153H136ZM142 154V153H141ZM153 154V153H151ZM157 154V153H156ZM94 155V153H93ZM92 155V157H93ZM140 155V154H139ZM146 155V154H144ZM143 155V156H144ZM149 155V154H148ZM146 155V156H148ZM86 156V154H85ZM150 156V155H149ZM148 156V164L149 162L151 163L152 160L149 161V157ZM155 156V155H154ZM158 156V154L156 155V157ZM84 157V156H83ZM82 157V158H83ZM87 157V156H86ZM155 157V159H156ZM88 158V157H87ZM141 159H143L142 157H140ZM146 158V157H145ZM144 158V159H145ZM97 159V158H96ZM143 159V160H144ZM159 159V160H160ZM222 159L224 160L223 162ZM241 159H247L248 161H251L252 162V166L250 168H247V169H244L240 166V162L239 160ZM93 160V158H92ZM90 160V161H92ZM157 160V159H156ZM98 161V160H97ZM96 161V162H97ZM146 162V161H145ZM144 162V163H145ZM155 162V161H154ZM27 165L29 164L28 162H26ZM58 163V162H57ZM93 163V162H92ZM91 163V164H92ZM141 163V161H140ZM155 163H158V162H155ZM24 164V163H23ZM39 164V163H37ZM85 164V163H84ZM94 164V163H93ZM92 164V168L93 166L95 167V165ZM80 165V164H79ZM152 164L148 165L151 167ZM32 167V165H29ZM70 166V165H69ZM88 167V165H86ZM91 166V165H90ZM99 166V164H98ZM247 166V164L245 165ZM28 166H26L27 168ZM75 167V166H74ZM78 167V166H77ZM76 167V168H77ZM82 168V166H80ZM154 167V166H152ZM80 168V169H81ZM90 167H88L89 169ZM91 168V169H92ZM67 169V168H66ZM68 169H73L72 166L68 167ZM89 169V170H91ZM98 169V168H97ZM154 169H156V167L152 168V170L154 171ZM44 170V169H43ZM74 170V169H73ZM96 170V169H95ZM81 171V170H80ZM86 171V170H85ZM93 171V170H91ZM105 171V170H104ZM103 171V172H104ZM73 172V171H72ZM75 172H77L75 170ZM79 172V170H78ZM95 172V171H94ZM94 172H93V175H94ZM98 172V171H97ZM101 172V173H103ZM74 173V172H73ZM81 173H85L83 172V169H82V172ZM90 173V172H89ZM156 173V171H155ZM79 174V173H78ZM96 174V173H95ZM99 174V173H98ZM107 174V173H106ZM143 174V173H142ZM73 175V174H72ZM91 175V174H90ZM89 175V177H90ZM108 175V174H107ZM233 175H239L240 179L238 181L234 180L233 179ZM76 176H79V175H76ZM86 176V175H84ZM143 177V175H141ZM233 176V177H232ZM31 177V176H30ZM36 177V176H35ZM44 177V176H43ZM69 177V176H68ZM75 177V176H74ZM73 177V178H74ZM96 177V176H95ZM154 177V176H153ZM38 178V176L36 177ZM65 178V177H64ZM85 178V177H84ZM98 178V177H97ZM100 178V177H99ZM102 178V177H101ZM141 178V177H140ZM144 178V177H143ZM150 178V177H149ZM147 178V179H149ZM156 178V176L154 177ZM40 179V178H39ZM67 179V178H66ZM72 179V178H70ZM69 179V180H70ZM87 179V178H86ZM91 179V178H90ZM94 179V178H93ZM91 179V180H93ZM104 179V177H103ZM145 179V180H147ZM151 179V178H150ZM153 179V178H152ZM43 180V179H42ZM82 180V179H81ZM84 180V179H83ZM96 179H94L95 181ZM142 180V179H141ZM40 181V180H39ZM65 181V180H64ZM68 181V180H67ZM63 182L62 186L61 185H57L54 186L56 188H54V193H52L53 195H51L52 199H55V200H58L59 203H61V205H63L64 207V210H65V214L67 215V218H65L66 220L63 219V221H59V224L57 222V225L56 226V232L55 234H53V236L55 235V237L53 236H50L52 239L49 241L46 239V242L47 244L44 246V247H47L49 249H53L54 252L51 256H49L48 258H45V259H42L38 261L33 259L32 258H26V254L27 253H22L20 252V246L21 245H26L30 248L31 247H37L36 245L39 244V242L36 244L34 243V241H36V237H38V232H40L41 229H43V226L45 225V221L44 220H37L35 222H33L34 220H32V222L30 224H25V225H20L18 226L15 230V235L10 237L9 240L5 243L2 244V246H0V258H1V262L2 264H7L8 262H11V259L12 260H19V259H23L24 260V264H74L73 262V259H74V252L78 250V248L81 246V244H79L78 242H80V239L82 238V235L80 234V230L79 227L81 225L78 226H75L77 223H78V219L80 218V215L85 213V205L87 204V194L83 192V189L81 190V188L83 187V184L81 183L80 181V177H75L74 179H72L71 182ZM85 181V180H84ZM83 181V183H85ZM88 181V179H87ZM93 181V182H94ZM155 181V180H152V182ZM90 182V181H89ZM93 182H91L90 186L93 185ZM97 182V180L95 181ZM142 182V181H141ZM144 182V181H143ZM148 182V181H147ZM31 183V181L29 182ZM38 183V182H37ZM27 184V183H26ZM35 184V183H34ZM95 184V183H94ZM144 184V183H143ZM149 184V183H147ZM28 185V184H27ZM88 187V183L87 185H85ZM143 186V185H142ZM146 186V185H145ZM95 187V185H94ZM93 187V189H94ZM149 188V187H148ZM147 188V189H148ZM88 189V188H86ZM144 189V187H143ZM142 189V190H143ZM106 190V189H105ZM108 190V189H107ZM115 190V189H114ZM120 190V189H118ZM52 191V190H51ZM86 191V190H84ZM152 191V190H151ZM150 191V192H151ZM237 191H239L237 193ZM153 192V191H152ZM91 193V192H90ZM89 193V194H90ZM94 193V191H93ZM103 193V192H102ZM241 193V194H240ZM147 194V193H146ZM149 194V193H148ZM234 194L235 195H239L238 197H234ZM150 195V194H149ZM152 195V194H151ZM150 195V196H151ZM104 196V195H103ZM91 197V196H90ZM44 198V197H43ZM118 198V197H117ZM146 198V197H145ZM144 198V199H145ZM151 197H149V200H148V196H147V200L151 202L152 199H150ZM153 198V200H154ZM89 199V197H88ZM143 199V201H144ZM50 201H52L51 199H49ZM100 200V199H99ZM111 200V199H110ZM142 200V199H141ZM89 201V200H88ZM146 201V202H148ZM37 202V201H36ZM57 202V201H55ZM111 202V201H109ZM156 202V201H155ZM50 203V202H49ZM54 203V202H53ZM151 203H154V202H151ZM159 203V202H158ZM38 204V203H37ZM58 204V202H57ZM55 203V205H57ZM90 204V203H89ZM93 204V203H91ZM90 204V206H91ZM95 204V203H94ZM122 204V203H121ZM148 204V203H147ZM155 204V203H154ZM54 205V204H53ZM54 205V206H55ZM59 205V207L61 206ZM146 205V204H145ZM35 206V205H34ZM33 206V208H35ZM96 206V205H95ZM98 206V205H97ZM112 206V205H111ZM151 206V205H150ZM149 206V208H150ZM159 206V205H158ZM32 206H30L31 208ZM37 207V206H36ZM56 207V206H55ZM88 207V206H87ZM106 207V206H105ZM162 207V206H161ZM30 208H29V212H30ZM32 208V209H33ZM53 208V207H51ZM160 208V207H159ZM163 208V207H162ZM161 208V209H162ZM39 209V208H38ZM62 209V208H61ZM59 209V210H61ZM89 209V207H88ZM97 209V208H96ZM37 210V208L35 209V211ZM40 210V209H39ZM44 210V209H43ZM41 210V211H43ZM53 210V209H52ZM54 210H56V208H54ZM54 210H53V214L54 213ZM58 210V209H57ZM101 210V209H100ZM46 211V210H45ZM88 211V210H87ZM38 212V211H37ZM61 212V211H60ZM164 212V211H163ZM170 212V211H169ZM34 213V212H33ZM45 213V212H44ZM63 213V211H62ZM61 213V214H62ZM96 213V212H95ZM95 213H93L95 215ZM153 213V211H152ZM151 213V214H152ZM171 213V212H170ZM48 214V213H47ZM50 214V213H49ZM48 214V215H49ZM60 214V215H61ZM163 214V213H161ZM167 214V213H166ZM169 214V213H168ZM168 214L166 216H168ZM175 214V215H176ZM65 215V216H66ZM92 213L91 212H88V217H92L91 216ZM160 215V214H159ZM173 215V214H172ZM174 215V216H175ZM183 215V213L181 214ZM185 215V214H184ZM200 215V214H199ZM42 216V215H41ZM45 216V214H44ZM47 216V215H46ZM50 216V215H49ZM52 216H55V215H52ZM59 216V215H58ZM56 216V217H58ZM63 216V218L65 217ZM170 216V215H169ZM187 216V215H185ZM189 216V215H188ZM187 216V217H188ZM193 216V215H192ZM195 216V215H194ZM32 217H34L32 215ZM55 217V218H56ZM83 217V215L81 216ZM85 217V216H84ZM114 217V216H112ZM158 217H161V216H158ZM41 218V217H40ZM104 219V216L102 217ZM190 218V217H189ZM192 218V217H191ZM190 218V219H191ZM53 219V218H52ZM49 220L50 222L53 220ZM58 219V218H57ZM60 219V218H59ZM84 219V218H83ZM113 219V218H112ZM116 219V218H115ZM159 219V218H157ZM67 220H70L69 222L74 225V229L76 230L74 232V229L72 227L69 228V230L67 229V226L68 224H66ZM90 220V219H88ZM107 220V219H106ZM105 220V221H106ZM166 221V219H164ZM169 220V219H168ZM189 220V219H188ZM193 220V219H192ZM195 220V219H194ZM30 221V220H29ZM86 221V217H85V220ZM96 221V220H95ZM110 221V220H109ZM115 221V220H113ZM191 221V220H190ZM206 221V222H207ZM171 222V221H169ZM206 222L204 221L205 224L201 223L202 225H206ZM28 223V222H27ZM69 223V224H70ZM85 223V222H83ZM106 223V222H105ZM109 223V222H108ZM139 223V222H138ZM137 223V224H138ZM51 224V223H50ZM118 224V223H117ZM116 224V225H117ZM165 224V222H164ZM213 224V225H214ZM49 225V223H48ZM54 225V226H55ZM95 225V223H94ZM108 227V233L109 234V230L111 229L112 230V227L115 226V223L114 222H110L109 224H107ZM123 225V224H122ZM185 225V226H184ZM187 225V226H186ZM212 225V226H213ZM70 226V225H69ZM89 226V225H88ZM96 226V225H95ZM98 226V225H97ZM138 225H136L137 227ZM184 226V227H183ZM197 226V227H196ZM228 226V225H227ZM45 227V226H44ZM49 227H51L49 225ZM82 227V226H81ZM92 226H90L91 228ZM101 227V226H100ZM139 227V226H138ZM183 227V228H181ZM220 227V226H219ZM218 227V229H220ZM222 227V226H221ZM226 227V226H225ZM52 228V227H51ZM54 228V227H53ZM84 228V227H82ZM207 228V226L205 227ZM231 228V227H230ZM71 229V230H70ZM89 229V228H88ZM96 229V228H95ZM115 229V228H113ZM120 229V228H119ZM128 229V228H127ZM210 229V228H209ZM99 230V228L97 229ZM104 230V229H103ZM118 230V229H117ZM224 230V229H223ZM222 230V231H223ZM52 231V230H51ZM55 231V230H54ZM105 231V230H104ZM107 231V230H106ZM120 231V230H119ZM126 231V230H125ZM130 231V230H129ZM43 232L42 234L45 236L44 234V231H41ZM85 232V230H84ZM131 232V231H130ZM138 232V231H137ZM262 232V231H261ZM46 233H50V232H47ZM53 233V232H52ZM52 233H50L52 235ZM67 233V234H66ZM112 233V232H111ZM126 233V232H125ZM140 233V232H139ZM138 233V234H139ZM182 233V232H181ZM263 233V238H264V231L262 232ZM87 234V233H86ZM85 234V235H86ZM102 234V233H100ZM131 234L133 235V233L131 232ZM130 233L128 234L131 235ZM137 234V235H138ZM170 234V235H171ZM184 234V231L183 233ZM202 234V231L201 233ZM203 234H204V231H203ZM209 234V233H208ZM219 234V233H218ZM67 235V236H66ZM126 235V234H125ZM136 235V236H137ZM168 235V236H170ZM66 236V238H65ZM135 236V235H134ZM204 236V235H202ZM201 236V238H202ZM206 236V235H205ZM47 238V234L45 236ZM101 237H103L101 235ZM130 237V236H129ZM128 237V238H129ZM133 237V236H132ZM131 237V239H132ZM138 237V236H137ZM136 237V238H137ZM171 237V236H170ZM175 237V239H176ZM41 238V237H39ZM38 238V239H39ZM44 238V237H43ZM42 238V239H43ZM100 238V236H99ZM121 238V237H119ZM143 238V237H142ZM145 238V237H144ZM261 238V237H260ZM259 238V239H260ZM49 239V238H48ZM98 240V238H96ZM130 239V238H129ZM128 239V240H129ZM135 239V237H134ZM171 239V238H169ZM179 239V238H178ZM207 239V237H206ZM41 240V239H40ZM133 240V239H132ZM132 240H129V241H132ZM155 240V238H154ZM173 240V239H172ZM171 240V241H172ZM263 240V239H262ZM260 240V241H262ZM42 241V240H41ZM128 241V242H129ZM152 241V239L150 240ZM170 240L167 239V237L165 238L163 235L162 236H158L157 237V242H155V244H159L160 246H158V249L159 247H161V245L163 247H167L168 243H169ZM177 241V240H176ZM179 241V240H178ZM259 241V243H260ZM87 242V241H86ZM101 242V240H100ZM133 242H137V241H133ZM154 242V241H153ZM151 242V243H153ZM181 242V241H180ZM264 243V241H262ZM43 243H44V240H43ZM42 243V244H43ZM81 243V242H80ZM84 243V242H83ZM138 243V242H137ZM150 243V244H151ZM182 243V242H181ZM145 245L147 243H144ZM148 246V248L150 247L152 249V244L151 246ZM180 244V243H179ZM186 244V245H184ZM40 245V244H39ZM91 245V243H90ZM181 245V244H180ZM41 246V245H40ZM89 246V245H88ZM105 246V245H104ZM116 246V245H115ZM118 246V245H117ZM261 246V245H260ZM44 247H41L39 248V246L37 247V249L39 248V251L41 252V256H42V253L45 252V248ZM153 247H154V243H153ZM24 248V247H23ZM28 248V249H29ZM97 247H90L88 250L86 249V251L84 252L85 254H88V255H94L96 260L97 261V264H111V260H110V255H108L106 253V250L104 252H101L100 250L99 251H95ZM125 248V247H124ZM147 248V249H148ZM169 248V246H168ZM173 248V247H172ZM27 249V250H28ZM48 249V250H49ZM81 249V247H80ZM149 249V250H151ZM156 249V248H155ZM164 249V250H165ZM170 249V248H169ZM26 250V249H25ZM32 250V249H31ZM34 250V249H33ZM36 250V249H35ZM34 250V251H35ZM83 250V249H82ZM132 250V249H131ZM153 250V249H152ZM151 250V251H152ZM160 250V249H159ZM163 250V248H162ZM161 250V253H163L164 251ZM167 250V249H166ZM176 250V249H175ZM174 250V251H175ZM38 251V250H37ZM69 251V253H68ZM84 251V250H83ZM125 251V250H124ZM133 251V250H132ZM131 251V252H132ZM170 251V250H169ZM26 252V251H25ZM29 252V251H28ZM78 252V251H77ZM109 252V251H108ZM113 252V251H112ZM122 252V250H121ZM167 251H165L166 253ZM173 252V251H172ZM176 252V251H175ZM117 253V252H116ZM180 253V254H181ZM102 254V255H100ZM110 254V253H109ZM118 254V253H117ZM137 254V253H136ZM135 254V255H136ZM178 254V253H177ZM97 255V256H96ZM134 255V254H133ZM170 255V253H169ZM223 255V254H222ZM230 255V253H229ZM29 257L31 256V252H30V255H28ZM39 255L37 254V257ZM39 256V257H41ZM141 256V255H140ZM154 256V255H152ZM157 256V255H156ZM183 256V255H181ZM36 257V256H35ZM44 257V256H43ZM42 257V258H43ZM46 257V256H45ZM99 259H98V258ZM115 257V256H114ZM122 257V256H121ZM120 257V258H121ZM155 257V256H154ZM173 257V256H172ZM170 256V259L172 258ZM92 258V256L90 257ZM128 258V257H127ZM134 258V257H133ZM179 258V257H178ZM220 258V256H219ZM225 258V257H224ZM235 258H239V259H235ZM76 259V258H75ZM89 259V258H87ZM93 259V258H92ZM114 259V258H113ZM123 259V258H122ZM131 259V258H130ZM172 259H175V258H172ZM216 259V258H215ZM226 259V258H225ZM258 259V258H257ZM22 260V261H23ZM77 260V259H76ZM91 261V259H89ZM124 260H125V257H124ZM167 260V259H166ZM169 260V258H168ZM213 260V259H212ZM231 260V258H230ZM246 260V261H245ZM261 260V259H260ZM88 261V260H87ZM127 261V260H126ZM131 261V260H130ZM146 261V260H145ZM155 261V260H154ZM171 261H174V260H171ZM182 261V259H181ZM180 261V262H181ZM189 261V260H188ZM232 261V260H231ZM256 261V260H255ZM77 263V261H75ZM93 262V260H92ZM110 262V263H109ZM243 262V263H242ZM254 262V261H253ZM83 263V262H82ZM87 263V262H86ZM89 263V261H88ZM114 263V262H113ZM129 264V262H126V264ZM139 263V261H138ZM154 263V262H153ZM172 263V262H171ZM177 263V262H176ZM199 263V262H198ZM201 263V262H200ZM206 263V262H205ZM208 263V262H207ZM250 263V262H249ZM256 263V262H255ZM22 264V263H21ZM91 264V263H89ZM114 264H123V263H120V262H115ZM132 264V263H131ZM134 264V263H133ZM143 264V263H142ZM181 264V263H180ZM221 264V263H220ZM233 264V262H232ZM251 264V263H250Z\"/></svg>","mask_w":264,"mask_h":264}]
</instances>
